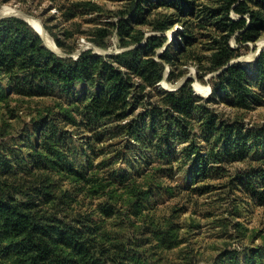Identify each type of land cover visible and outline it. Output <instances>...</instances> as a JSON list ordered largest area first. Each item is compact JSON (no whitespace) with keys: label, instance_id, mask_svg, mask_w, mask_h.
<instances>
[{"label":"trees","instance_id":"16d2710c","mask_svg":"<svg viewBox=\"0 0 264 264\" xmlns=\"http://www.w3.org/2000/svg\"><path fill=\"white\" fill-rule=\"evenodd\" d=\"M83 4L89 13L101 10L90 0ZM64 14L66 19L76 15L71 10ZM178 22L182 25L177 31L179 40L165 43V34L154 33ZM193 24L207 30L209 51L207 66H197L198 78L203 80L222 68L207 80L211 90L207 99L196 94L190 79L175 90L158 85L163 78L175 81L185 75L177 61L195 41ZM105 25L96 28L92 42L106 47L105 39L114 29L120 50L110 55L84 50L73 58L46 47L23 19H0V264H148L138 250L143 243L136 244L130 237L136 225L131 216L154 208L159 203L155 196L174 193L169 182L183 168L190 174L191 186L207 179V185L192 190L222 189L231 196V218L240 214L237 205L244 201L264 205V170L252 165L244 171L231 167L249 159L254 151L264 152V132L243 130L212 104L224 96L233 107L246 108L264 93V49L252 69L239 61L230 62L244 43L264 33V0H129L127 7L119 9L117 21ZM142 26L153 33L147 34ZM53 37L57 48L72 51L60 37ZM231 38L237 47L230 45ZM162 45L164 49L158 52ZM36 97H60L66 103L55 101L57 112L47 107L51 119L46 114H29L32 138L23 129L17 133L22 135L15 136L21 143H8L14 133L11 120L19 117L20 110L12 102L22 104ZM67 126L91 132L84 143L92 147L88 159L103 156L101 161L112 165L136 163L135 173L144 167L119 192L120 198L128 193L127 201L102 206L99 215H92L94 220L72 215L75 189L86 191L95 182L98 191L94 193H98L114 182L69 159L55 140L66 135L63 128ZM106 130L128 142H120L123 149L116 144L107 156L96 143ZM24 137L27 153L22 151ZM62 175L72 181L65 190ZM237 191L243 199L235 195ZM122 212L126 218L119 216ZM112 215L110 221L121 218L128 233L117 236L110 227L100 229ZM226 221L238 235V223ZM227 223L225 232L229 231ZM171 227L160 225L149 233L155 236L160 252L179 244L167 234ZM147 234L140 231L138 236ZM241 250H226L212 264H264L263 248Z\"/></svg>","mask_w":264,"mask_h":264},{"label":"rangeland","instance_id":"374dc122","mask_svg":"<svg viewBox=\"0 0 264 264\" xmlns=\"http://www.w3.org/2000/svg\"><path fill=\"white\" fill-rule=\"evenodd\" d=\"M85 1L87 0H7L1 2L0 9H2V7L11 9L9 12L4 13V17L16 16L23 19L20 14L24 13L38 19L53 42V36H57L64 41L66 47L73 48L69 53L58 48L57 50L59 53H57L62 56L76 58L79 53L84 50H92V52L101 55H110L114 52H118L120 49L116 46L114 29L105 39L106 47L96 45L91 39H93L97 27L106 26V21H117L119 9L127 7L129 0H90L101 7V10H97L98 13H89V7L83 4ZM67 10L75 12V17L66 19L64 13ZM159 11H163V9L161 8ZM142 29L146 30L147 34L153 33V31L147 30L145 26H142ZM181 29L182 25L178 22L174 23L166 31L154 33L165 34V43H171L172 41L180 39V35L177 31ZM65 31H67V33H65ZM168 31H172V39ZM191 31L195 37V41L188 46L185 55L180 57L177 61L180 68L185 70V75L175 81H168L166 78H163L158 83L160 88L164 90H175L179 81L184 77H186V80H191L189 84L192 88L195 82L203 86H209L207 80L210 75L217 74L222 70L221 68L215 71V73L206 74L203 80L198 78L197 66L199 64L207 66V56L209 54L207 49V30L204 27L200 28L198 25L193 24ZM63 34H66V36ZM42 41L46 46L45 41L43 39ZM229 42L232 47L238 46L234 38H231ZM164 46L165 45L160 46L157 51L161 52ZM263 49L264 33L256 41L244 43L243 46L239 48L240 54L232 61H239L247 69H252L257 57ZM166 67L167 66H165V69ZM167 72L168 69L165 70V76ZM79 89L80 85H77L76 90ZM210 92L211 90L205 93V95L204 93L196 94L207 99V97L210 96ZM41 99L42 98L37 97L26 98L25 102L22 104H15V102H12V105L22 110L18 111V118L16 117L11 120L10 129L14 133L8 136V143L10 141L12 143H21L16 140L15 136L22 135V133H17L20 131L22 132L23 129L24 135L30 133L32 138L33 133L30 132L32 122L29 114H35L37 116L40 113L46 114L48 117L47 107L55 108L54 111L57 112L60 108L59 104L55 105V101L58 103H66V99L60 97H45ZM212 104L217 109L218 113L222 114L223 118L240 124L244 128L243 130L251 129L255 130L254 132H264V93L259 100H251L249 106L246 108L233 107L224 96L216 97ZM49 118H53L52 114ZM105 129L106 128H104V130ZM63 130L67 132L66 135L64 137L55 138V140L69 154V159L71 158V161H74V164H77L80 168H87L88 170L91 167L93 171L92 174L98 173L104 181L109 180L114 182L113 185L101 189L98 193H94L98 191L95 182L90 183L86 191L82 188H76L75 191H77V195L70 204L72 215L87 217L86 221L90 219L94 220L96 218L94 216L99 215V209L102 206L114 203L115 201L118 205L122 203L123 199L127 201L129 197L128 193H125L124 198H120L119 192L123 190L124 184L130 182L129 179L140 176L138 174L144 172V167L140 166V172L135 173L137 167L136 163L125 164L117 162L112 165L110 162H107V160L101 161L103 156L88 159L92 154V147L84 143L91 135V132L81 129L75 131L68 126L64 127ZM57 131L61 133L60 129ZM101 136L102 137L96 143H98L97 145H99L106 156L108 153L115 150L116 144L120 149H123L125 146L120 142L124 141V139L125 143H128L126 138L122 135L116 134L113 136L112 130L101 132ZM26 141L27 138L24 137V143ZM22 151L27 153L26 143ZM133 154H136V152ZM132 156L131 154V157ZM69 165L72 164L69 163ZM249 165L264 170V152L261 150L258 152L254 151L250 154L249 159L235 162L231 167L237 168L239 171H244ZM185 169L186 168L181 169L180 173H175L170 180L172 182H169V185L173 187L174 193L170 190L169 194L155 196V199L159 200V203L155 205L154 208L145 209L142 213L138 214V217L131 216L135 219L136 225L135 228L130 230V237L134 238L133 241L136 244L143 243L142 246L138 247V250L141 252V256H146L145 259L148 261V264H212L216 256H219L220 253H224L226 250H231L233 248L241 250L256 247L264 249V205H256L255 203L244 201V203L237 205L240 214L237 213L231 218V196L226 194L222 189H215L203 193L199 190H192L195 187L207 185V179L191 186L190 174ZM59 178L61 179L64 190L72 183L71 179L67 176L62 175ZM213 183L215 184L216 181ZM175 185L177 187H175ZM109 188L117 192L110 193L107 191ZM169 189H171V187H169ZM235 195H238L241 199L244 198L239 191H237ZM113 216L115 215L109 216V220L104 225L105 227L100 226V229L104 230L106 227H110L112 233L117 236L128 233L129 230L120 222L121 218L120 220H116L115 223L110 221ZM119 216L126 218L125 212H122ZM226 220L232 223H238V235L234 234L232 225L227 223ZM226 223L228 224L227 228H229L227 232L224 230ZM170 224H173V227H171V230L167 234L179 244L171 249L160 252L155 247V236H153V234L150 236L149 233L159 228L160 225L170 226ZM140 231L148 233L147 236H138ZM242 253L243 251L241 250L240 254Z\"/></svg>","mask_w":264,"mask_h":264},{"label":"bare ground","instance_id":"6f19581e","mask_svg":"<svg viewBox=\"0 0 264 264\" xmlns=\"http://www.w3.org/2000/svg\"><path fill=\"white\" fill-rule=\"evenodd\" d=\"M2 13H6V12H9L11 9L8 8V7H2V9H0ZM14 13V12H13ZM27 20L29 21V24L32 25V27H34V29L41 34V36L43 37V40L45 41V43L47 45H49L50 47L52 48H55V49H58L55 45V43L53 42V40L50 38V36L48 35V33L44 30V27L42 25V23L32 17V16H28L27 17ZM168 33H170L172 35V33L170 31H168ZM194 89H195V92L198 93V94H201V93H208L209 91V86H203L197 82H195L194 84Z\"/></svg>","mask_w":264,"mask_h":264},{"label":"water","instance_id":"95a60500","mask_svg":"<svg viewBox=\"0 0 264 264\" xmlns=\"http://www.w3.org/2000/svg\"><path fill=\"white\" fill-rule=\"evenodd\" d=\"M1 11V10H0ZM21 15V17L25 20V21H27L28 22V20H27V17L29 16V15H27V14H24V13H21L20 14ZM5 15H4V13H2V12H0V19L1 18H3ZM29 23V22H28ZM34 28V27H33ZM37 32V31H36ZM38 33V32H37ZM40 36H41V34L40 33H38ZM41 38L43 39V37L41 36ZM46 44V43H45ZM46 46L49 48V49H51L52 51H54V52H58L59 53V51L57 50V49H55V48H52V47H50L49 45H47L46 44ZM233 62V61H232ZM186 80V77H184V78H182L180 81H179V83H178V86L177 87H179L184 81ZM176 87V88H177ZM175 88V89H176ZM194 88V87H193ZM195 90V89H194ZM209 91H210V87H209ZM198 94V93H197Z\"/></svg>","mask_w":264,"mask_h":264}]
</instances>
